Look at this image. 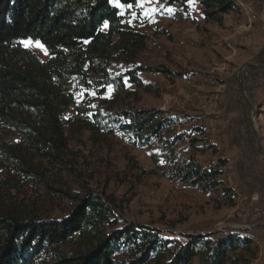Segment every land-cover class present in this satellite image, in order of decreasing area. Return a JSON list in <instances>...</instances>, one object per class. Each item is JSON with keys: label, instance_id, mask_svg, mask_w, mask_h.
Masks as SVG:
<instances>
[{"label": "rangeland", "instance_id": "rangeland-1", "mask_svg": "<svg viewBox=\"0 0 264 264\" xmlns=\"http://www.w3.org/2000/svg\"><path fill=\"white\" fill-rule=\"evenodd\" d=\"M144 8L157 9L151 20L135 5L131 10L121 9L148 36L136 58V65L144 69L137 72L143 85L126 83L123 90L106 85L100 94L88 88L82 98L79 94L84 88L72 79L69 86L77 104L70 105L63 118L75 115L77 125L64 127V147L39 139L27 142L6 131L1 138L14 154L0 153V211L22 219L60 220L79 198L96 194L111 206L112 215L104 225L107 232L134 223L179 243L193 234L211 233L213 240L239 234L252 240L251 263L264 264V182L259 186L255 176L240 175L239 163L229 157L231 144L238 145L239 140L245 144L249 139L245 147L255 157L246 169L256 172L264 166L250 130L252 110L238 80L243 63L264 64V46L260 49L264 40L254 44V38L241 36L240 21L232 17L221 24L205 22L199 0H188L185 8L151 0ZM234 14L240 16V12ZM36 42L25 39L22 44L46 60V49ZM122 68L114 62L110 71L118 73ZM241 81L255 107L253 124L264 151V69L245 68ZM92 91L95 96L88 94ZM96 102L111 104L112 111L165 112L171 124L164 135L178 138L173 146L176 155L193 158L206 169L221 164L218 189L203 191L172 177L165 153L156 146H134L123 136L85 128L78 120ZM231 112L234 115L228 116ZM218 115L223 127L243 123L248 139L227 131L217 135L204 125ZM224 187L231 191L223 194ZM62 248L73 250V242Z\"/></svg>", "mask_w": 264, "mask_h": 264}, {"label": "trees", "instance_id": "trees-1", "mask_svg": "<svg viewBox=\"0 0 264 264\" xmlns=\"http://www.w3.org/2000/svg\"><path fill=\"white\" fill-rule=\"evenodd\" d=\"M163 1L183 8L188 3ZM121 2L135 5L134 0ZM199 2L205 22L221 24L224 15L240 12L235 0ZM121 13L111 0H0V153L14 154L1 138L6 131L27 142L65 146L64 127L77 125L75 115L63 118L77 104L72 79L97 94L106 85L114 90H123L126 83L143 85L137 72L144 69L136 58L148 36ZM25 39L39 41L48 58L40 60L24 47ZM114 62L124 66L118 73L110 71ZM94 105L78 120L85 128L123 136L134 146H156L165 153L172 177L203 191L218 189L221 164L206 169L176 155L178 138L164 135L171 124L165 112ZM111 215V206L91 193L60 220L22 219L0 211V264H252L248 237L229 233L213 240L211 233H203L179 243L134 223L107 232L104 225ZM70 242L73 250L64 251Z\"/></svg>", "mask_w": 264, "mask_h": 264}, {"label": "crops", "instance_id": "crops-1", "mask_svg": "<svg viewBox=\"0 0 264 264\" xmlns=\"http://www.w3.org/2000/svg\"><path fill=\"white\" fill-rule=\"evenodd\" d=\"M236 3L239 5L240 9V16H235L234 13H228L224 15L223 17V23L226 22V18L232 17V19L236 21H240L239 23V29H240V35L243 37H252L255 40L253 41L254 44H259L264 40V26L262 24V20H264V0H235ZM230 20V19H227ZM237 32V31H236ZM239 32V31H238ZM245 35V36H244ZM261 40V41H260ZM230 43V42H229ZM263 43V42H262ZM231 44V43H230ZM264 44L260 49H262ZM192 77V76H190ZM234 115V113H228V116ZM208 123V122H206ZM205 126L212 127L213 130L217 133V135L223 136L225 131L231 135V132L236 135L231 136H238L239 139L247 137V132L245 129V125L242 123L238 124H232L230 127L227 125L223 127L221 125V115L214 117L210 120V122ZM205 127V128H209ZM223 127V128H222ZM252 130V129H250ZM223 133V134H222ZM253 134V132H252ZM247 144L250 143L249 139L245 141ZM246 143H242L241 140H239V144H231L233 149L230 150L229 157L233 158V160H236L240 165L239 174L240 175H246V177H256L257 184L259 186L262 185L264 181V166L257 170L256 172L250 171L248 168V164L254 163V157L255 154L252 152V149L250 147H245ZM236 145V146H235ZM250 145V144H249ZM257 148V147H256ZM258 160V157H256ZM246 171V173H245ZM263 173V174H262ZM250 174V175H249ZM254 174V175H252Z\"/></svg>", "mask_w": 264, "mask_h": 264}, {"label": "snow or ice", "instance_id": "snow-or-ice-1", "mask_svg": "<svg viewBox=\"0 0 264 264\" xmlns=\"http://www.w3.org/2000/svg\"><path fill=\"white\" fill-rule=\"evenodd\" d=\"M111 2L113 4H115V6L117 8H121V9H124V8H127L128 10H131L133 8V4L132 3H122L121 0H111ZM135 2V6L136 7H140L142 9V14L147 17L149 20H151L152 18V15L155 14V12L157 11L156 8H151V9H145L144 8V4L146 2H151V0H134ZM189 2L191 3L192 0H189ZM167 11L171 14L173 12V9L171 7L167 8ZM122 15L124 14L123 12L121 13ZM133 15V18H136V13L133 12L132 13ZM107 26V23H105V27ZM37 43V46L38 47H41L43 48L42 45L39 44V42H36ZM27 46V44L25 45ZM45 54L47 55V51L45 50ZM108 91H111V88L109 87ZM87 92V90L85 89H82L81 90V93L79 94L82 98L85 96V93ZM88 94H91L93 96L96 95L95 91H92L91 93H88ZM79 102V101H78ZM92 107H95L96 105H91Z\"/></svg>", "mask_w": 264, "mask_h": 264}, {"label": "water", "instance_id": "water-1", "mask_svg": "<svg viewBox=\"0 0 264 264\" xmlns=\"http://www.w3.org/2000/svg\"><path fill=\"white\" fill-rule=\"evenodd\" d=\"M247 67H254V68H258V69H264V64H258V63H253V62H245L243 63L239 68H238V80H239V86H240V89H241V92H242V95H243V99L244 101L249 105V107L251 108L252 112H251V119H250V127L252 129V132L255 136V143H256V147H257V150L258 152L264 157V151L261 147V144H260V141H259V135L254 127V124H253V118H254V115H255V107L253 105V103L250 101V99L248 98L247 96V93L245 91V88H244V85L241 81V75H242V72L245 68Z\"/></svg>", "mask_w": 264, "mask_h": 264}, {"label": "built area", "instance_id": "built-area-1", "mask_svg": "<svg viewBox=\"0 0 264 264\" xmlns=\"http://www.w3.org/2000/svg\"><path fill=\"white\" fill-rule=\"evenodd\" d=\"M261 22H262V24H263V26H264V20H262Z\"/></svg>", "mask_w": 264, "mask_h": 264}]
</instances>
